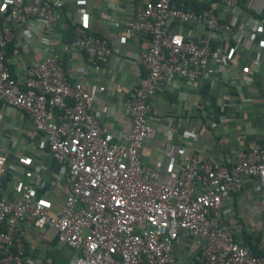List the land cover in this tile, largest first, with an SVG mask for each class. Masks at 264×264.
I'll return each mask as SVG.
<instances>
[{
	"label": "built area",
	"instance_id": "built-area-1",
	"mask_svg": "<svg viewBox=\"0 0 264 264\" xmlns=\"http://www.w3.org/2000/svg\"><path fill=\"white\" fill-rule=\"evenodd\" d=\"M186 1L134 3L130 29L144 37L136 57L143 75L121 103L129 128L113 133L90 108L100 89L70 80L52 43L60 18L56 6L65 0H0V105L30 118L69 182L54 214L29 183L12 185L14 200L0 197V264H27L23 229H31L37 239L52 231L76 251L72 264H175V244L182 236L196 246L195 264H264V255L255 253L251 242L236 240L237 211L231 203L245 178L264 194V136L238 150L235 162L226 165L188 150L186 139L194 131L183 130L176 149L181 165L172 181H162L159 172L141 165L142 144L155 134L148 121L159 84L173 77L193 83L204 76L215 34L237 42L245 25L264 27V20L250 14L237 20L238 0H196L197 5L184 6ZM18 24L26 34L40 32L45 54L24 64L15 77L6 48ZM170 24L202 25L205 34L182 33ZM63 49L85 55L93 69L112 55L106 38L82 23L73 24ZM232 61L225 55L221 62ZM172 134L167 128L165 136ZM6 169L14 168L0 154V178Z\"/></svg>",
	"mask_w": 264,
	"mask_h": 264
},
{
	"label": "crops",
	"instance_id": "crops-1",
	"mask_svg": "<svg viewBox=\"0 0 264 264\" xmlns=\"http://www.w3.org/2000/svg\"><path fill=\"white\" fill-rule=\"evenodd\" d=\"M137 1L141 0H65L64 5L56 6L60 18L51 40L65 74L72 81L100 89L90 108L113 133L129 128L131 122L121 103L143 75L136 57L143 50L144 37L130 29ZM186 2L198 4L196 0ZM236 10L237 20L248 14L264 20V0H238ZM74 23L85 24L90 33L106 38L112 55L105 65L93 69L85 55L63 49L71 38L69 24ZM170 25L182 33L205 34L202 25ZM25 31L22 24L13 25L7 48L6 62L15 77L24 64L45 54L40 32ZM209 51L204 76L193 83L177 77L163 81L151 98L148 122L155 134L143 142L140 160L146 171L159 172L162 181H172L180 168L176 149L183 130L194 131V136L186 139L188 150L226 165L235 162L238 150L264 136V27L245 25L237 42L215 34ZM225 55L232 57L230 65L221 62ZM167 128H172L171 136H165ZM0 154L14 168L6 169L0 178V197L14 200L12 185L29 183L47 211L57 213L69 186L67 171L49 155L43 135L34 130L22 110L0 105ZM244 181L231 201L237 211L235 238L239 242L248 239L264 250V194L254 181ZM23 230L27 264H72L76 251L57 240L52 231L37 239L31 229ZM175 247V264H195L196 246L191 240L182 236Z\"/></svg>",
	"mask_w": 264,
	"mask_h": 264
},
{
	"label": "trees",
	"instance_id": "trees-1",
	"mask_svg": "<svg viewBox=\"0 0 264 264\" xmlns=\"http://www.w3.org/2000/svg\"><path fill=\"white\" fill-rule=\"evenodd\" d=\"M177 3H178V1H177ZM187 5V3L185 2V4H184V6H186ZM197 9H200L201 8V6H195ZM72 28H73V25L72 24H69V27H68V29L67 30H69V31H71V38H72ZM71 38L69 39V40H67V42H69L70 40H71ZM9 45V44H8ZM8 45H7V48H8ZM6 48V52L8 51V49ZM237 193H235V194H233V196L234 195H236ZM249 241H248V239H244V241H242V242H240V243H242V244H245V243H248ZM257 245V243H255V244H253V245H251L252 246V250L255 252V253H257V254H262V255H264V250L263 249H260L258 246H256Z\"/></svg>",
	"mask_w": 264,
	"mask_h": 264
}]
</instances>
